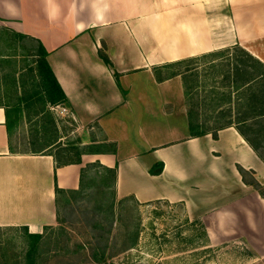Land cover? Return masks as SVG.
I'll return each mask as SVG.
<instances>
[{"label": "crops", "instance_id": "obj_1", "mask_svg": "<svg viewBox=\"0 0 264 264\" xmlns=\"http://www.w3.org/2000/svg\"><path fill=\"white\" fill-rule=\"evenodd\" d=\"M240 50L264 65V0H0V230L42 234L98 177L116 201L180 204L211 246L243 243L264 259V195L252 186L264 189V121L240 122ZM40 52L51 97L36 92ZM223 56L215 79L229 90L216 107L230 118L198 121L206 134L191 136L175 63L215 69ZM190 80L192 93L202 83Z\"/></svg>", "mask_w": 264, "mask_h": 264}, {"label": "rangeland", "instance_id": "obj_2", "mask_svg": "<svg viewBox=\"0 0 264 264\" xmlns=\"http://www.w3.org/2000/svg\"><path fill=\"white\" fill-rule=\"evenodd\" d=\"M225 56L217 60L215 69L213 64L207 66L204 62L176 67V71L186 73L189 79L196 74L202 83L187 97L186 104L206 129H214L215 122L219 123L217 126L227 123L232 112L230 106L216 107L229 90L224 86L227 80L215 79L226 68L230 56ZM50 111L60 123L65 120L68 127L72 118L62 116L56 108ZM259 152L264 157V150ZM96 178L83 194L67 203L62 201L58 223L44 229L45 243L41 249L47 255L40 256L46 257L44 264H264V259L256 258L243 243L231 241L211 246L205 227L189 221L182 205L163 201L139 204L132 199L116 201L103 187L106 183ZM135 230H138L136 246L127 248ZM26 240L22 229L0 230V244L8 247L10 255L22 253ZM77 245L83 250L76 251ZM94 252L98 253L97 262L92 260Z\"/></svg>", "mask_w": 264, "mask_h": 264}, {"label": "trees", "instance_id": "obj_3", "mask_svg": "<svg viewBox=\"0 0 264 264\" xmlns=\"http://www.w3.org/2000/svg\"><path fill=\"white\" fill-rule=\"evenodd\" d=\"M240 52L243 54L245 58L244 61L247 63L248 68H250V70L244 71V76H245L244 83L241 85L243 90L239 98L240 108H242V111L240 112V122L244 124L242 126H245L249 130H252L254 129V126H258L261 124L262 121H264V65L254 60V58L246 54L243 50H240ZM36 56H37L36 60L38 66V69L36 70V74L38 76V81H39V85H38L39 88L37 87L38 90L36 92L37 94L43 92L46 93L48 97H51L52 93L54 92L52 89V84L50 82L52 74L50 73L49 68L44 64L45 63L44 53L40 52V55L37 54ZM100 57L107 66H111L110 60L103 52H100ZM198 60L199 59H195V58L186 59L175 63V66L178 67L183 64H189L190 62L197 63ZM235 69L239 70L237 66L235 67ZM182 78L184 82L185 95L189 97L191 94L190 91L191 80L186 75V73H182ZM227 79L228 78L226 77L225 80ZM227 86H231V85H227ZM225 100L229 101L227 103H230V97L229 99H225ZM54 103L56 104V102ZM187 118H188L189 133L191 136L196 137L206 134V131L203 130L202 124L198 122V115L194 111L188 109ZM249 123L250 125H248ZM260 127L261 128L259 130L264 131V125H260ZM238 130L240 134L244 136L243 133H241L242 131L240 129ZM212 135L214 138H216V132L212 133ZM244 139L252 146L250 140L247 137L244 136ZM254 151L256 153L258 152L256 149H254ZM258 156L264 161V158L261 157V155L258 154ZM240 173L242 174V176H244V171L242 169H240ZM89 183L91 182H88V184ZM252 186L262 196L264 195V190L256 181L252 182ZM103 187L108 189L107 184H104ZM85 191L86 189L83 191H78L77 195H81ZM22 230L25 232L27 239L26 244L22 249V253L16 252L13 253V255L11 253L10 255L8 247L6 245L0 244V264H44V262L42 261L46 257L45 258L40 257L43 254L47 255V252L41 249L42 248L41 245L45 243L43 241L44 235L28 233L26 228H22ZM137 237H138V230H135L133 232L132 240L127 248H134L136 246ZM79 250H83V247L81 245L76 246V251ZM101 253H102L101 254V258H102L104 256V252L102 251ZM97 254H98L97 252H94L92 256V260L94 262L99 261Z\"/></svg>", "mask_w": 264, "mask_h": 264}, {"label": "built area", "instance_id": "obj_4", "mask_svg": "<svg viewBox=\"0 0 264 264\" xmlns=\"http://www.w3.org/2000/svg\"><path fill=\"white\" fill-rule=\"evenodd\" d=\"M55 108L57 109V111H58L60 114L66 115V116H68V117H70V118H73V117L69 114L68 109H66L65 107L57 106V107H55ZM52 109H54V108H52Z\"/></svg>", "mask_w": 264, "mask_h": 264}]
</instances>
